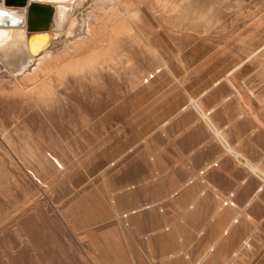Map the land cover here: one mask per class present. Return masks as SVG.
<instances>
[{
	"label": "rangeland",
	"instance_id": "374dc122",
	"mask_svg": "<svg viewBox=\"0 0 264 264\" xmlns=\"http://www.w3.org/2000/svg\"><path fill=\"white\" fill-rule=\"evenodd\" d=\"M123 9L108 41L70 72L58 77V68L27 93L0 86V264H132L125 248L146 264L145 213L175 193L152 192L151 158L179 190L195 167L199 202L228 210L203 221L179 264H236L241 255L264 264V221L241 214L263 206V192L253 195L264 182L239 155L250 171L222 156L195 106L264 170V0H132Z\"/></svg>",
	"mask_w": 264,
	"mask_h": 264
},
{
	"label": "bare ground",
	"instance_id": "6f19581e",
	"mask_svg": "<svg viewBox=\"0 0 264 264\" xmlns=\"http://www.w3.org/2000/svg\"><path fill=\"white\" fill-rule=\"evenodd\" d=\"M131 1L0 0V86L11 82L27 93L58 68V77L70 72L108 41Z\"/></svg>",
	"mask_w": 264,
	"mask_h": 264
},
{
	"label": "crops",
	"instance_id": "0c3cea01",
	"mask_svg": "<svg viewBox=\"0 0 264 264\" xmlns=\"http://www.w3.org/2000/svg\"><path fill=\"white\" fill-rule=\"evenodd\" d=\"M195 106L199 107L200 116L205 120L207 127L213 131L215 140L222 147V156H227L232 166L239 165L246 169L247 172L250 171L248 168L238 163V161L235 159V156L239 155L241 158L247 160L252 165H255L256 169L252 172L258 180L264 182V180L261 179V176L257 174V171L258 173H264L263 168L260 167L258 163L252 161L243 151L239 150L236 147L237 145L233 146L228 142L226 133L211 120L210 114L201 108L200 103H196ZM151 160V168L149 169V171L151 172L150 180L156 183L155 190L152 192H157V196L162 194L169 195L173 194L174 192L175 193L173 194V199L170 202L166 203V205H164L161 209H159L158 211L152 210L145 213L149 214V256H147L148 254H146V264H149L150 258L151 260L155 259V261H157V264H165L167 262L168 264H179L177 262L179 255H182L183 259L188 258V255L191 252V245L194 242V236L198 234L203 225V221H223L227 218L228 210L222 204L221 206L214 207L213 209V202H199L197 196L198 194L199 196H201L202 192L200 190V187L203 186L202 183H204V180L202 178H198V171L195 167H189L183 170L184 173L194 178V180L185 188L179 190L181 184L178 183V180L174 177V175L165 174V165L156 158H151ZM223 166V164H218L216 167L223 168ZM251 186L253 188L258 187L255 185ZM259 192H261V194L263 192L264 194V191H257L256 193H254L253 198ZM259 196L260 194L257 196V199L261 200V197L259 198ZM221 197L222 196L217 190H214L212 192V200L216 201L215 199H222ZM249 197L250 195L247 198ZM244 198H246V196H244ZM230 201L231 202L229 203V206H232L233 202L232 200ZM117 203L119 204V202ZM257 203V205H253L254 203H251V205L243 206V213H241L243 217L246 216V219H253L254 221H264V202L262 203L263 206L261 205V202ZM126 205L127 204H125V209H123L124 211H127L128 209ZM157 212L161 213L159 217L157 215ZM214 226L216 227V225L212 224L211 229H213ZM225 236L229 237V234ZM244 236L245 235L243 234L242 237L244 238ZM202 242L203 239H200V243ZM223 242H221L220 250H222V245L224 244ZM125 246L126 244L124 245V248ZM232 250V246L229 247V249L227 250V254L232 255ZM143 251L144 250H142V252ZM153 251L157 252L156 256H152ZM203 251L205 253V248H203ZM113 252L114 250H112V253ZM125 252L130 256L133 264L131 256V253H133V251H129L127 248H125ZM239 257V259L237 258L238 260L236 264L247 263V256L241 255ZM219 258H224V255L220 254ZM113 259L117 261L115 256L113 257Z\"/></svg>",
	"mask_w": 264,
	"mask_h": 264
},
{
	"label": "water",
	"instance_id": "95a60500",
	"mask_svg": "<svg viewBox=\"0 0 264 264\" xmlns=\"http://www.w3.org/2000/svg\"><path fill=\"white\" fill-rule=\"evenodd\" d=\"M0 18H2V17H0Z\"/></svg>",
	"mask_w": 264,
	"mask_h": 264
}]
</instances>
